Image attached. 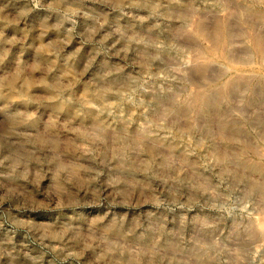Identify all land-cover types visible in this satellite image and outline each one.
I'll return each instance as SVG.
<instances>
[{
	"label": "rangeland",
	"instance_id": "rangeland-1",
	"mask_svg": "<svg viewBox=\"0 0 264 264\" xmlns=\"http://www.w3.org/2000/svg\"><path fill=\"white\" fill-rule=\"evenodd\" d=\"M263 222L264 0H0V264H264Z\"/></svg>",
	"mask_w": 264,
	"mask_h": 264
},
{
	"label": "bare ground",
	"instance_id": "bare-ground-1",
	"mask_svg": "<svg viewBox=\"0 0 264 264\" xmlns=\"http://www.w3.org/2000/svg\"><path fill=\"white\" fill-rule=\"evenodd\" d=\"M208 103V99L205 97V96H201V99H200V102L198 103V108H199V104H201V106H206V105H209V104H207ZM200 108H202V107H200ZM198 110V109H197ZM198 112V111H197ZM260 189L262 188V187H259ZM261 227H262V230L264 231V222H263V224L262 225H260ZM260 227V228H261ZM259 228V227H258ZM262 233V232H261Z\"/></svg>",
	"mask_w": 264,
	"mask_h": 264
}]
</instances>
